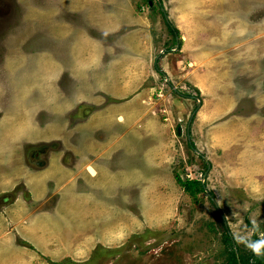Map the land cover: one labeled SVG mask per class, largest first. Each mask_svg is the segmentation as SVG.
Listing matches in <instances>:
<instances>
[{
    "label": "crops",
    "instance_id": "crops-1",
    "mask_svg": "<svg viewBox=\"0 0 264 264\" xmlns=\"http://www.w3.org/2000/svg\"><path fill=\"white\" fill-rule=\"evenodd\" d=\"M177 1L171 3L173 8ZM148 2L150 7V1ZM139 10L133 8V0H44L43 5H36L35 8L36 36L37 39L43 35L50 36L45 34V31L50 30V49L36 53L33 59L42 72L39 70L35 73L36 78L31 85L23 78L12 80L7 76L8 71L17 69L19 71L12 72H18L22 77L25 72L17 65L26 63L19 62L12 67L10 60H4L8 69L0 76V264H45V257L52 262L60 260L75 251L77 242H92V237H87V234L79 236L76 242L77 227L83 230L90 227L99 231L107 220H110L112 226L111 233H106L104 238L100 233L98 238L95 237L96 241L100 244L115 243L122 236L126 212L124 209L127 204L124 193L129 192L131 198L137 194L142 183L151 178L150 174L145 173V169L151 171L149 166L154 167L156 157L155 127L152 126V130L150 126H147L148 129L145 126L125 127L123 130L125 119L132 118L140 111L139 108L133 109L135 103L131 101L143 98L136 94L129 98L130 92L135 91L132 86L144 81L147 73L145 69L148 67L153 68L154 73L157 72L154 69L157 20L151 9ZM80 12H83L84 18ZM170 12L171 10L167 18L175 24L180 35L176 47L180 48L181 54L175 59L174 66L180 63L181 67H186L187 79L204 96L203 104L191 122L190 132L195 146L208 155V159L214 164L212 168L215 165L229 166L231 170L232 167L236 174L234 182L241 181L242 175L246 174L248 177L245 180L250 182L252 189L255 190V187L261 191L260 187L264 182V116L249 109L245 113V104L238 108V98L245 89L237 88L230 78L224 80L221 74L222 67L226 66V71L229 69L231 72L233 63L238 60L248 63L245 56L251 54L242 52L244 47L241 52H237L235 45L220 50L224 45H221V37L214 39L217 36L210 33L211 28H208L214 29L218 20H206V24H213L207 26L202 22L205 20L203 15L186 12L175 18ZM63 13L89 20L86 21V26L93 33L86 29L80 30V27L73 24L70 26L72 21L64 18ZM159 15L163 22L161 14ZM194 22L200 24L197 30ZM207 31V38L196 36L199 32ZM230 31L232 35V30ZM62 36L73 39L65 42ZM226 36H229L227 32ZM226 36L223 34V37ZM169 39L171 40V36ZM226 39L229 41L228 37ZM37 44L35 48L38 47ZM205 46L208 49H204ZM20 48L19 52L24 53V49ZM79 50L86 51L87 54L80 56L76 52ZM215 50L226 54L220 57L222 62L210 58ZM108 51L113 53L110 58L100 57ZM160 59L159 66L162 65L167 72L169 62L164 57ZM251 62L249 60V65ZM250 67L257 68L256 64ZM71 68L79 70L78 73L83 75H91V70L95 69L93 76L96 78L92 82L88 77L79 78L78 73L68 74L67 71ZM63 71L68 74V82L61 79ZM97 74L99 75L96 76ZM257 80L255 78L256 86L259 84ZM14 81L22 83L24 94L10 96L9 83ZM78 85L80 88L76 87ZM61 86H65L66 91ZM89 86L95 88L94 93L97 95L94 98L97 102L105 98L119 100L112 105L121 104V109L109 115L116 124L111 131L104 130L107 132H103L105 136L94 139L92 135L88 136L90 129L103 130L102 125L109 119L102 122L96 119L90 129L88 126L91 120L87 121L88 119L71 128L67 123L68 129L64 132L66 140H61L55 134L59 123H54V118L71 111L78 102L91 101L93 91ZM34 91L35 94L32 95ZM249 96L251 95L248 94L247 97ZM104 109H108V106ZM116 126L119 127L115 129ZM60 127L66 129V124H60ZM131 130L135 132L134 138L136 137L134 148L130 135H126ZM79 133H86L87 139H78L76 135ZM163 133L158 139L162 141V146L165 142ZM144 138L150 141L143 145V150ZM24 144H28L25 147L32 150L27 157H22L20 152ZM37 144L39 147L35 148ZM123 152L124 157L132 158L133 163L127 165L124 160L123 169L120 167L114 173L107 161L112 155L115 157L119 154V162ZM66 153L72 156L69 161L65 157ZM77 155H80L79 159ZM225 159L228 164L222 163ZM112 168L114 170V165ZM54 174L56 175L53 176ZM110 175L114 177L113 181L110 180ZM61 177L67 178L65 187L61 185ZM57 195L67 199V209L60 208L62 201L58 198L54 203L45 204L46 198ZM118 197L121 198L119 202ZM111 204L113 207H110ZM77 212L82 214L77 215ZM103 214L108 215L103 218ZM98 215L100 217L96 219ZM17 239L24 242L18 243Z\"/></svg>",
    "mask_w": 264,
    "mask_h": 264
},
{
    "label": "rangeland",
    "instance_id": "rangeland-1",
    "mask_svg": "<svg viewBox=\"0 0 264 264\" xmlns=\"http://www.w3.org/2000/svg\"><path fill=\"white\" fill-rule=\"evenodd\" d=\"M173 2L176 3V0H150L151 5L149 7L148 0H133V8L136 11L138 9H140L139 11L151 9L154 12L153 14L157 20L154 34L156 42L154 56H156L158 64L161 62V57L169 62L167 72L162 68V65L160 67L164 72L163 74L157 72L156 74L152 70L153 68L148 67L145 69L147 73L144 81L141 84L132 86L135 91L130 92L129 98L132 97V94L143 96L142 99H138L136 102L135 100L131 101L135 103L133 109L139 108L140 111L132 118L125 119L123 123V130L128 129V127L140 128L141 126L146 128L150 126V130H152V126L155 127L157 132L154 138V145L157 148V150L155 148V164L154 167L149 166L151 168L150 172L145 169V173L150 174L151 178L142 183L133 198L130 197L129 192L124 193V200L127 203H124V211H126L124 212V228L122 229V236L117 242L100 244L95 238H98L100 233L103 238L106 233H111L110 220L103 223L104 226L99 228L100 232L90 227H88V230L78 229L77 227L76 242L78 237L84 234H87V237H92V242L87 244H78L77 242L75 251L71 252L69 256H64L53 262L45 257V264H226L229 250L223 236L226 230L232 238L235 232L247 234L250 238L253 234L257 237L258 232L264 233V182L260 187L261 191L255 187V190L252 189L249 185L250 182L245 180L248 177L246 174L242 175L241 181L234 182L236 174L233 172L232 167L231 170L229 166L215 165L212 168L213 163L208 159L205 152L197 146L192 149L188 145L189 140L195 145L190 132L191 122L195 119L199 108L203 104L204 96L187 79L185 75V69L187 68L181 67L180 63L176 67L174 66L175 59L180 57V48L171 44L172 42L170 43L169 37L171 35L159 15V10L162 8L167 15H170L169 11L171 10V16L175 18H179L181 13L187 12L188 14L203 15L202 18H205V20L202 22L204 24L208 19H212L210 21L218 20L217 26L214 24V29L212 27L208 28H211L210 33L217 36L214 39L218 40L221 37V45H224L220 50H226L225 48L228 46L235 45L237 52H241L242 47H244L242 52L251 54L245 56L248 58L245 60L248 63L241 60L234 62L231 72L229 69L226 71L227 66L222 67L221 74L224 77H221L224 80L230 78L239 89L243 87L246 91L249 88L248 92L244 91L241 97L238 98V108L245 104V113L249 109L264 116V0H178L174 6L176 9L171 5ZM43 3L44 0H0V76L1 74L4 75V71L8 69L4 64V60H10L12 67H15L19 62L26 63V65H17L21 66L20 70L25 72L22 77L18 72H12L15 69L8 71L7 76L12 80H16L18 77L23 78L27 84L31 85L33 79L36 78L35 73L39 70L42 72L41 69L37 68L38 64L33 59L36 53L43 52L44 49H50L52 35L49 30L45 31V34H50V36L43 35L38 39L36 36L35 8L36 5L41 6ZM80 13L83 17V12ZM63 15L64 18L66 17L72 21L69 24L70 26L75 25L77 28L80 27V30L86 29L93 33L86 26V21L89 22V20L81 19L79 16L77 18L71 13H63ZM199 22H194L196 30L197 26L200 25ZM207 24L209 26L213 25ZM54 25L56 26V24ZM228 29L232 30V35ZM196 30H193V32L196 33ZM226 32L229 36H226ZM223 34L229 38V41L226 37H223ZM208 35L207 31V33L199 32L196 36L207 38ZM62 37L66 40L65 42L73 39L67 36ZM223 40H225L224 43ZM35 44L38 45L37 48H35ZM20 47L24 49V53L19 52ZM206 47L208 46H205L204 49H208ZM76 52L80 56L81 54H87L83 50ZM111 54L113 53L108 51L101 54L100 57L107 59L110 58ZM48 55L51 57V52ZM222 56H226V54L215 50L211 53L210 58L222 62L223 60L220 58ZM249 60L252 61L250 65ZM255 64L257 68L251 69L250 66ZM69 70L67 71L68 74L69 72L76 74L81 69L74 70L71 68ZM15 71L19 70L16 69ZM95 71V69H92L91 75L78 73L79 76H77L86 79L88 77L93 82L92 79L96 78L93 76ZM67 72H62L61 79L68 82ZM46 76L47 74L44 75V77ZM225 76L227 77L225 78ZM255 78H258V86L254 83ZM9 86L11 87V97L12 95L20 96L24 94L22 83L18 84L17 81H14L13 83L10 82ZM76 87L80 88V85ZM146 88L145 92L144 89ZM89 89L93 91L91 101L78 102L74 109L54 118V123H59L55 134L60 136L61 140H66L67 136L64 132L67 131L68 124L71 128L74 127V124L82 123L88 119L87 121L91 120L88 126L90 129L91 125L95 124L96 119L99 122L109 119L106 124L102 125L103 130L99 131V128L95 131L90 129L88 136L92 135L94 139L97 136H105L104 133L107 132L104 130L111 131L116 124L109 115L121 109V104L112 105L114 101L119 100L105 98L97 102L94 98L97 95L95 94V88L89 86ZM63 91H66L65 86ZM31 94L34 95L35 91ZM248 94L251 96L247 97ZM207 97L208 95H206ZM106 106H108V109H104ZM131 107L133 106H128V108ZM194 107L196 108L193 110ZM192 114L193 118L191 119ZM43 119H46V117L43 116ZM60 124H66V129L61 128ZM97 124L99 125V123ZM118 127L116 126L115 129ZM187 130L190 132L189 135ZM162 132H164L165 140L163 146L162 141L158 140ZM134 133L131 130V133L126 134L127 136L130 135L133 148L136 143ZM76 137L78 139L81 137V141L87 139L86 133L83 135L79 133ZM149 141L148 138H144L142 141L143 150L145 149L143 145ZM26 145L28 144L21 146L22 157L24 155L25 157L29 156L28 152L32 151L30 147H25ZM38 147L39 144L35 148ZM136 148L138 147L136 146ZM124 155L125 152H123L119 162H117L120 158L119 154L115 157L112 155L107 161L108 166L114 173L120 167L123 169L124 160H126L127 165L133 163L132 158H125ZM78 156L80 158V155H77V158ZM65 157L68 158V161L72 158L71 154L68 153L65 154ZM41 158L43 159V157ZM222 163H227L226 159ZM145 165L148 166L146 163ZM127 170L131 169L127 168ZM175 172L183 179H199L204 183L205 190L198 193L196 199H193L176 182ZM110 177V180L113 181L114 177L112 175ZM60 180L61 185L65 187L67 178L63 179L61 177ZM209 192L212 194V200L209 198ZM57 196L46 198L45 204L54 203L58 198L62 201L60 208L67 209V199ZM120 199L118 197V202ZM110 207H113V204ZM218 212L222 216V221L218 216ZM78 214L82 213L77 212ZM106 215L108 214H103L102 217L105 218ZM99 217L100 215L96 216V219ZM253 219L256 221L257 229L252 227L251 220ZM93 220L90 221L95 222ZM100 221L103 220L100 219ZM88 225L90 224L88 223ZM17 242L23 243L24 241H18L17 239ZM238 244L241 249L249 252V249L243 243Z\"/></svg>",
    "mask_w": 264,
    "mask_h": 264
},
{
    "label": "trees",
    "instance_id": "trees-1",
    "mask_svg": "<svg viewBox=\"0 0 264 264\" xmlns=\"http://www.w3.org/2000/svg\"><path fill=\"white\" fill-rule=\"evenodd\" d=\"M148 1H150V0H148ZM159 11H160V14L163 18L165 25H166V28L171 35V40H172L171 44H174V46H175L176 43L178 44L180 41L179 30L171 21H169V19L167 18L166 12L162 8H160ZM176 46H178V45H176ZM154 68L158 73H160V74L164 73L158 64L157 59H155ZM195 108L196 107H194L193 110ZM192 118H193V114L191 116V119ZM187 134L188 135L190 134V132L188 130H187ZM188 145L192 149L195 148V145L191 140L188 141ZM205 167H206V165H205ZM174 177L176 179V182L183 189V191L188 193L193 199H196L197 194L200 192H203L205 190L204 183L201 182L199 179H196V178L183 179L176 172L174 174ZM209 198L212 200V194L210 192H209ZM218 216H219L220 220L222 221V217L219 214V212H218ZM223 236H224L225 242L229 246L226 264H264V255L257 257L255 255H253V253L250 250H249V252H247V251L241 249L240 245L234 240V238H232V236L229 234V232L227 230L225 231ZM250 239L256 240L257 237L255 236V234H253Z\"/></svg>",
    "mask_w": 264,
    "mask_h": 264
},
{
    "label": "clouds",
    "instance_id": "clouds-1",
    "mask_svg": "<svg viewBox=\"0 0 264 264\" xmlns=\"http://www.w3.org/2000/svg\"><path fill=\"white\" fill-rule=\"evenodd\" d=\"M253 229H257L258 226L256 221L251 220ZM233 238L237 243H243L246 248H248L253 255L259 257L264 255V233L257 234L256 240H251L247 234L235 232L233 233Z\"/></svg>",
    "mask_w": 264,
    "mask_h": 264
},
{
    "label": "water",
    "instance_id": "water-1",
    "mask_svg": "<svg viewBox=\"0 0 264 264\" xmlns=\"http://www.w3.org/2000/svg\"><path fill=\"white\" fill-rule=\"evenodd\" d=\"M222 217V216H221Z\"/></svg>",
    "mask_w": 264,
    "mask_h": 264
}]
</instances>
